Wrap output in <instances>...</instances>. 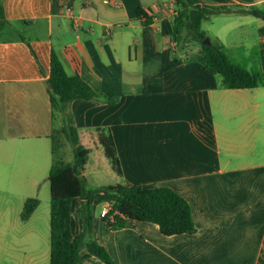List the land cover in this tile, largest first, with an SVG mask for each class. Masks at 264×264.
Returning a JSON list of instances; mask_svg holds the SVG:
<instances>
[{"label":"crops","instance_id":"obj_1","mask_svg":"<svg viewBox=\"0 0 264 264\" xmlns=\"http://www.w3.org/2000/svg\"><path fill=\"white\" fill-rule=\"evenodd\" d=\"M86 1L0 0L7 21L0 29V264L49 263V216L37 217L36 209L27 221L15 220L7 200L40 198L49 192L53 158L73 161L60 159L63 141L51 152L50 137L61 126L47 89L52 52L68 75L119 98L68 106L89 151L81 173L88 186L165 187L190 206L193 234L167 237L140 221L112 231L99 213L113 199L97 195L93 237L115 264H264V87L224 89L220 76L200 65L196 47L176 51L173 0ZM205 4L264 11V0ZM219 16L227 17L224 25L207 37L226 51H245L241 35L252 36L264 79V20ZM231 32L238 36L228 45ZM99 131L113 139L119 175ZM91 155L100 164L87 172ZM80 206L78 198L71 203L73 239L83 231ZM78 264L103 263L83 248Z\"/></svg>","mask_w":264,"mask_h":264},{"label":"trees","instance_id":"obj_2","mask_svg":"<svg viewBox=\"0 0 264 264\" xmlns=\"http://www.w3.org/2000/svg\"><path fill=\"white\" fill-rule=\"evenodd\" d=\"M176 7L171 20V40L176 51L198 50L200 65L221 78L224 89H254L264 87L258 61L250 58V67L235 63L226 54V50L217 40L211 45H203L207 37L202 23L211 16L246 14L264 20V11L250 7L219 6L205 4V0H173ZM138 16L142 13L138 11ZM144 25L149 23L145 20ZM7 24L0 4V29ZM48 97L52 115L60 118L61 126L50 137L52 155L60 148L58 136L62 135L71 145L73 161L71 164L57 160L50 166L47 181L49 183V244L48 264H78L79 252L86 251L103 264H115L107 251L100 246L92 233V205L99 194L113 199L112 206L103 221L112 231H119L131 221L155 224L164 236L193 234L196 227L192 220L188 203L169 188H145L142 186L114 185L102 188L88 186L81 173L86 165L89 151L79 143L73 117L68 106L73 101H102L115 105L116 96L98 95L77 74L68 75L55 53L50 55V73L47 80ZM98 144L109 160L113 171L120 174L115 145L108 131H99ZM81 200L77 215L82 221L83 231L76 239L72 238L70 227L71 203ZM37 199H27L20 213V220L27 221L38 208Z\"/></svg>","mask_w":264,"mask_h":264},{"label":"rangeland","instance_id":"obj_3","mask_svg":"<svg viewBox=\"0 0 264 264\" xmlns=\"http://www.w3.org/2000/svg\"><path fill=\"white\" fill-rule=\"evenodd\" d=\"M224 16H211L208 20L204 21L202 24V29L204 31H207L209 35H212L214 32H218L221 26L224 25ZM237 33L236 32H231L230 34L227 35V43H231L232 41H235L237 39ZM241 40L243 43L247 44V50H238V49H230L226 51V54L230 57L232 61H234L237 64L240 65H245L246 67L249 66L250 63V58L253 57L255 54V40L252 36L249 34H242L241 35ZM58 140L63 141L64 145L63 147L58 151V155L61 156L60 159H63V161H72L73 160V153L71 150V145L67 142H65L64 137L62 135L58 136ZM96 158V155H91V158L89 160V164L87 166V172L90 170L96 168L95 163H99ZM57 160L59 158L56 157ZM109 161V160H108ZM100 164V163H99ZM39 201V206L37 208L36 216L37 217H43L46 219L49 216V199L50 195L49 192H45L40 198H36ZM4 201L0 199V209L4 208ZM8 207H10V212H11V218L15 220H20L19 216L23 207V204L26 200L22 199H11L7 200ZM50 247V244H49Z\"/></svg>","mask_w":264,"mask_h":264},{"label":"built area","instance_id":"obj_4","mask_svg":"<svg viewBox=\"0 0 264 264\" xmlns=\"http://www.w3.org/2000/svg\"><path fill=\"white\" fill-rule=\"evenodd\" d=\"M81 2H83L85 5H87V1L86 0H79ZM113 203V202H112ZM112 203H109V204H106V206H104L101 210H100V217L103 219L104 217L107 216L111 206H112Z\"/></svg>","mask_w":264,"mask_h":264},{"label":"water","instance_id":"obj_5","mask_svg":"<svg viewBox=\"0 0 264 264\" xmlns=\"http://www.w3.org/2000/svg\"><path fill=\"white\" fill-rule=\"evenodd\" d=\"M203 45H206V46L211 45V41H210V39H209L208 37H206V38L204 39V41H203Z\"/></svg>","mask_w":264,"mask_h":264}]
</instances>
